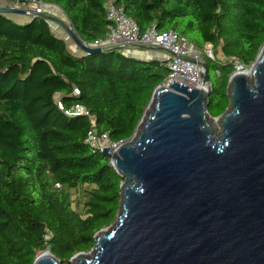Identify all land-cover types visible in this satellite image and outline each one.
I'll return each instance as SVG.
<instances>
[{"label": "trees", "instance_id": "1", "mask_svg": "<svg viewBox=\"0 0 264 264\" xmlns=\"http://www.w3.org/2000/svg\"><path fill=\"white\" fill-rule=\"evenodd\" d=\"M42 1L58 6L85 43L105 37L107 0ZM113 3L140 31L154 26L198 50L211 45V116L228 105L232 61L249 67L264 43V0ZM168 73L164 60L117 49L74 53L45 14L20 21L0 12V264H32L44 249L67 262L92 247L94 233L115 218L121 176L85 142L88 116L64 110L80 105L97 133L126 141Z\"/></svg>", "mask_w": 264, "mask_h": 264}, {"label": "water", "instance_id": "2", "mask_svg": "<svg viewBox=\"0 0 264 264\" xmlns=\"http://www.w3.org/2000/svg\"><path fill=\"white\" fill-rule=\"evenodd\" d=\"M61 24L82 52L105 51ZM198 63L204 86L157 85L132 136L100 151L121 176L113 222L67 262L44 249L32 264H264V43L229 76L217 116L207 112L206 60Z\"/></svg>", "mask_w": 264, "mask_h": 264}, {"label": "built area", "instance_id": "3", "mask_svg": "<svg viewBox=\"0 0 264 264\" xmlns=\"http://www.w3.org/2000/svg\"><path fill=\"white\" fill-rule=\"evenodd\" d=\"M14 7L24 10L23 15L32 17L34 14H46L42 0H31L29 2H14ZM106 18L109 25L103 39H98L92 44L86 45L97 46L105 50L117 49L125 54H131L135 48L158 49L165 52L164 62L169 71L163 84L168 85L173 80L184 83L188 88H200L204 86L201 72L202 67L198 63L200 59L206 57L213 58L211 45H205L204 53H198L184 36L174 30L159 31L154 26H150L140 31L135 21L123 11L121 6H116L113 0L106 2ZM204 47V48H205ZM234 70H246L238 60L232 61ZM78 93V90H74ZM58 107L63 109L61 104ZM67 114H84L88 116L90 128L87 131L85 142L94 149L99 151L103 147L109 146V151L115 150L124 141H111L106 133H97L94 129L95 117L89 111L80 106L74 105L69 110H64Z\"/></svg>", "mask_w": 264, "mask_h": 264}, {"label": "crops", "instance_id": "4", "mask_svg": "<svg viewBox=\"0 0 264 264\" xmlns=\"http://www.w3.org/2000/svg\"><path fill=\"white\" fill-rule=\"evenodd\" d=\"M8 4L7 0H0V6H6ZM44 12L46 14H50V16L53 17V19H49L48 23L50 28L52 29V31L57 35V36H62V38L65 40L66 42V36L64 35V32L66 31L62 24H61V20L63 22H67V19L64 17V14L62 13V11L59 9L58 6L56 5H52V4H45L44 5ZM53 14V15H51ZM13 19L16 20H20L23 21L24 18H21V16H23V14H13L10 13L9 14ZM17 15V16H14ZM19 16V17H18ZM54 22L55 26L52 28L51 27V23ZM59 33V34H58ZM71 38V37H70ZM66 45L68 47L69 45V50L74 52V53H81L82 50L77 46V44L75 43V41L71 38L69 43ZM144 48H135L132 50L131 55L135 56V57H139V58H156L158 60H163L165 57V52H163L162 50H158V49H150L148 51L143 50ZM197 50V49H196Z\"/></svg>", "mask_w": 264, "mask_h": 264}, {"label": "rangeland", "instance_id": "5", "mask_svg": "<svg viewBox=\"0 0 264 264\" xmlns=\"http://www.w3.org/2000/svg\"><path fill=\"white\" fill-rule=\"evenodd\" d=\"M7 2H8V6H15L16 5V3H14V2H12V1H9V0H7ZM13 14H16V13H13ZM50 15V14H49ZM51 15H53V14H51ZM14 16H17V15H14ZM19 17V16H18ZM21 18H24V20L23 21H26L27 19H28V16H21ZM55 26V23L54 22H52L51 23V27L53 28ZM54 29V28H53ZM59 34V33H58ZM64 35L66 36V42H67V44L69 43V41H70V36H69V34L65 31L64 32ZM59 37H62V36H59ZM68 49H69V45H68V47H67ZM196 49V48H195ZM206 49V47L203 49V50H196L198 53H204V50ZM143 50H145V51H148V50H150V48H144Z\"/></svg>", "mask_w": 264, "mask_h": 264}]
</instances>
